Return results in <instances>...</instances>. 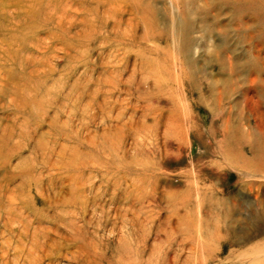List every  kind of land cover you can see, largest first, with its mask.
<instances>
[{
    "label": "rangeland",
    "instance_id": "rangeland-1",
    "mask_svg": "<svg viewBox=\"0 0 264 264\" xmlns=\"http://www.w3.org/2000/svg\"><path fill=\"white\" fill-rule=\"evenodd\" d=\"M0 264H264V0H0Z\"/></svg>",
    "mask_w": 264,
    "mask_h": 264
},
{
    "label": "bare ground",
    "instance_id": "bare-ground-1",
    "mask_svg": "<svg viewBox=\"0 0 264 264\" xmlns=\"http://www.w3.org/2000/svg\"><path fill=\"white\" fill-rule=\"evenodd\" d=\"M128 1V0H127ZM119 2V1H118ZM55 3V2H54ZM109 4H110V2H109ZM67 6H69V5H67ZM122 6V5H121ZM110 7H111V5H110ZM49 10V9H48ZM241 31V30H240ZM173 56V55H172ZM169 57V56H168ZM52 58V57H51ZM26 62V61H25ZM45 62V61H44ZM27 66V65H26ZM39 69H41V68H39ZM42 70V69H41ZM119 71V70H118ZM42 72H43V70H42ZM263 73V72H262ZM251 78V77H250ZM156 80V79H155ZM165 80V79H164ZM160 82V81H159ZM164 83V82H163ZM39 91V90H38ZM168 92V91H167ZM256 123V122H255ZM120 129V128H119ZM170 131V130H169ZM107 133H108V131H107ZM109 135V134H108ZM199 195V194H198ZM2 198V197H1ZM185 200V199H184ZM158 201V200H157ZM86 203V202H85ZM132 219V218H131ZM133 220V219H132ZM148 223V222H147ZM32 230V229H31ZM115 231V230H114ZM151 260V259H150ZM138 261H140V260H138ZM142 261V260H141ZM162 262V261H161ZM171 262V261H170Z\"/></svg>",
    "mask_w": 264,
    "mask_h": 264
}]
</instances>
